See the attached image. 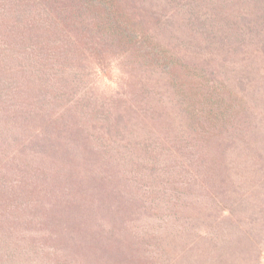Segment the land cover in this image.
I'll return each mask as SVG.
<instances>
[{
  "label": "trees",
  "instance_id": "1",
  "mask_svg": "<svg viewBox=\"0 0 264 264\" xmlns=\"http://www.w3.org/2000/svg\"><path fill=\"white\" fill-rule=\"evenodd\" d=\"M0 264H264V0H0Z\"/></svg>",
  "mask_w": 264,
  "mask_h": 264
}]
</instances>
